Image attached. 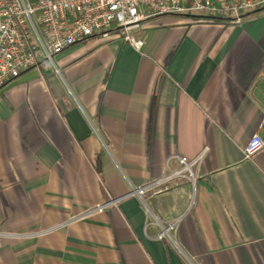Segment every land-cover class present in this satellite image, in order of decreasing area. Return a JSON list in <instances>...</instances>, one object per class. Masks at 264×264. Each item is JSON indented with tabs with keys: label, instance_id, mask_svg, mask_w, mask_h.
<instances>
[{
	"label": "crops",
	"instance_id": "obj_1",
	"mask_svg": "<svg viewBox=\"0 0 264 264\" xmlns=\"http://www.w3.org/2000/svg\"><path fill=\"white\" fill-rule=\"evenodd\" d=\"M95 33L0 88V264H264V8ZM197 160L194 179L131 188ZM100 212L86 210L111 202ZM29 235V236H28Z\"/></svg>",
	"mask_w": 264,
	"mask_h": 264
},
{
	"label": "built area",
	"instance_id": "obj_2",
	"mask_svg": "<svg viewBox=\"0 0 264 264\" xmlns=\"http://www.w3.org/2000/svg\"><path fill=\"white\" fill-rule=\"evenodd\" d=\"M264 8V0H0V88L22 72L32 68L41 59L52 61L54 55L95 33H106L116 28L133 47L142 41L129 35L133 29L149 19L165 15H196L210 18H228L238 23L244 14ZM264 130V116L259 131ZM264 147V140L254 133L243 148L245 159L252 158ZM179 168L147 185L131 188L127 197L137 198L158 228L157 240L175 244L180 219L158 220L147 207L145 195L172 178L194 179L192 168L197 160L178 157ZM112 200L97 205L84 215L100 212ZM29 236V235H28ZM2 237H22L5 234Z\"/></svg>",
	"mask_w": 264,
	"mask_h": 264
}]
</instances>
